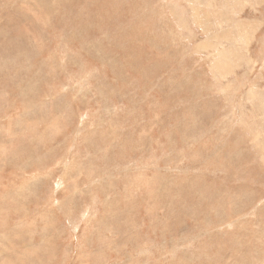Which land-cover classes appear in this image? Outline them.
<instances>
[{
	"label": "rangeland",
	"instance_id": "374dc122",
	"mask_svg": "<svg viewBox=\"0 0 264 264\" xmlns=\"http://www.w3.org/2000/svg\"><path fill=\"white\" fill-rule=\"evenodd\" d=\"M0 264H264V0H0Z\"/></svg>",
	"mask_w": 264,
	"mask_h": 264
}]
</instances>
